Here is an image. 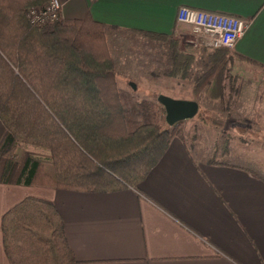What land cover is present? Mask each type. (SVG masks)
Masks as SVG:
<instances>
[{"label": "trees", "instance_id": "16d2710c", "mask_svg": "<svg viewBox=\"0 0 264 264\" xmlns=\"http://www.w3.org/2000/svg\"><path fill=\"white\" fill-rule=\"evenodd\" d=\"M51 0H0V181L81 193H115L136 188L160 161L172 141L184 140V122L166 123L158 102L140 101L118 87L107 26L91 16L60 17L47 26L25 19L31 7ZM144 37L169 51L165 76L192 80L202 91L223 97L230 59L263 68L227 49H217L200 77L191 74L195 49L152 33ZM202 123L221 122L199 113ZM20 144L46 149L50 165L28 155L13 162ZM235 165L264 182V173ZM3 247L10 264H77L64 220L50 201L29 197L2 219Z\"/></svg>", "mask_w": 264, "mask_h": 264}, {"label": "crops", "instance_id": "0c3cea01", "mask_svg": "<svg viewBox=\"0 0 264 264\" xmlns=\"http://www.w3.org/2000/svg\"><path fill=\"white\" fill-rule=\"evenodd\" d=\"M181 7L248 20L230 52L264 67V0H62L61 18L107 26L111 52L124 33L190 38L196 49L191 28L177 23ZM220 163L186 135L136 188L81 193L0 181V264H10L3 216L29 197L54 204L77 264H264V182Z\"/></svg>", "mask_w": 264, "mask_h": 264}, {"label": "rangeland", "instance_id": "374dc122", "mask_svg": "<svg viewBox=\"0 0 264 264\" xmlns=\"http://www.w3.org/2000/svg\"><path fill=\"white\" fill-rule=\"evenodd\" d=\"M27 10L24 14L26 20ZM176 40L181 49L189 46L190 38ZM197 41L196 62L191 74L199 77L206 71L205 65L215 50L202 45L201 40ZM115 44L110 53L120 89L131 92L140 101L157 102V98L163 95L176 100L197 102L198 114L203 113L207 118L221 122L218 127L208 126L198 116L184 121V136L187 135L189 142L195 144L198 153L203 158L249 166L264 173L263 68L230 59L226 67L223 97L216 99L217 93L202 91L196 95L192 80H175L165 76L170 68L166 46L142 34L125 33L120 34V40H116ZM119 45L122 46L118 48ZM108 48L110 50L109 45ZM130 82L137 86L136 92L129 87ZM163 127L168 128V125ZM4 137L5 130L0 123V146ZM25 155L46 166L50 165L48 150L24 144L17 147L13 162L20 163Z\"/></svg>", "mask_w": 264, "mask_h": 264}, {"label": "built area", "instance_id": "2783aa9c", "mask_svg": "<svg viewBox=\"0 0 264 264\" xmlns=\"http://www.w3.org/2000/svg\"><path fill=\"white\" fill-rule=\"evenodd\" d=\"M62 1L51 0L41 8H30L27 21L34 26L50 25L61 17ZM177 23L191 28L196 40L212 49L233 50L246 33L250 22L231 15L181 7L177 11Z\"/></svg>", "mask_w": 264, "mask_h": 264}, {"label": "water", "instance_id": "95a60500", "mask_svg": "<svg viewBox=\"0 0 264 264\" xmlns=\"http://www.w3.org/2000/svg\"><path fill=\"white\" fill-rule=\"evenodd\" d=\"M134 89H136L134 87ZM158 102L165 109V120L169 127H173L178 123L195 118L199 112V105L195 101L176 100L161 95Z\"/></svg>", "mask_w": 264, "mask_h": 264}]
</instances>
